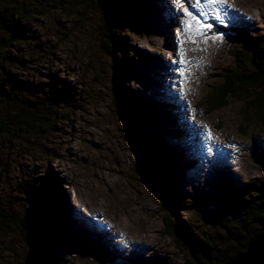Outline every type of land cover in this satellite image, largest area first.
<instances>
[{"label":"rangeland","instance_id":"374dc122","mask_svg":"<svg viewBox=\"0 0 264 264\" xmlns=\"http://www.w3.org/2000/svg\"><path fill=\"white\" fill-rule=\"evenodd\" d=\"M55 1L43 13L37 3L34 10L30 0L22 2L25 12L33 13L20 24L26 37L3 53L21 60L27 72L6 63L3 69L24 80L65 79L89 99L73 100L72 113L59 118L56 132L40 144L2 139L0 162L7 173L1 187L10 179L6 189L12 193L16 178H28L47 207L41 220L61 224L73 236L64 242L52 235L45 264H183L187 255L165 231V218L181 219L194 235L211 238L220 232L224 213L213 205L193 207L194 197L229 201L230 184L264 185V166L254 151L264 153V125L247 118L244 109L255 91L228 96L223 106L206 102L231 70L242 67L234 29L264 35V0H226L219 8L223 25L206 10L213 28L183 45L185 16L176 0H132L137 20L114 33L123 45L122 53L116 46L115 58L109 47L108 52L100 47V15L92 0ZM79 1L82 8L76 7ZM181 50L189 62L185 77L178 74ZM114 59L117 84L111 76ZM118 96L131 130L119 113ZM139 121L142 133L135 128ZM48 150L59 159L48 161ZM0 237V264H30L20 237Z\"/></svg>","mask_w":264,"mask_h":264},{"label":"trees","instance_id":"16d2710c","mask_svg":"<svg viewBox=\"0 0 264 264\" xmlns=\"http://www.w3.org/2000/svg\"><path fill=\"white\" fill-rule=\"evenodd\" d=\"M59 1L71 3L74 0ZM22 2L28 4L29 0H0V33L6 34L0 35V141H16L21 146L24 143L28 144V138L39 144L40 140L49 139L48 137L56 132L58 119H66V116L72 113L75 104L73 100L82 104L86 98L89 99L83 98V95L77 93L65 79L24 80L22 79L24 77L16 78L8 69H3V63H6L13 69L27 72V67H23L21 60H17L10 53H3L6 51L5 48H10L15 41L26 37L20 24L33 13L25 12ZM30 2L34 10L35 3L38 4V13L45 12L48 6L53 7L56 3L55 0ZM18 3H21L19 7L16 5ZM92 3L94 12L100 15L99 30L101 39L103 38L100 47L107 52L109 47L110 56L115 58L113 51L116 46L122 53L123 45L116 40L114 33L120 34L124 31L123 26L137 20V8L134 6L136 4H133L132 0H92ZM76 7L82 8L83 2L79 1ZM9 11L11 13H8ZM22 15L27 18H23ZM82 16L84 17L83 13L79 17L83 18ZM234 30L226 31H234L240 37L239 41L242 44L240 52L243 55H239L241 58L237 59V64L240 62L242 67L238 66L237 69L231 70V73L215 87L206 102L213 108L223 106L228 96L243 95L245 93L243 89L255 91L254 97L246 100L244 109L247 118L251 120V117H254L264 125V35L258 37L243 28ZM115 62L114 59L111 76L112 81L117 84L118 66ZM57 80L60 84L56 82ZM96 82L99 83L98 80ZM119 87L121 89L120 85ZM111 92L113 93L112 89ZM124 94L122 95L126 99ZM126 100L129 102L131 99ZM113 104L116 105L115 100ZM142 127L143 124L139 128L140 133ZM23 150L28 153L26 147ZM254 151L264 166V153L257 148ZM45 153L48 161L59 159L53 150ZM0 164L1 180L5 176L4 173H7V168L5 166L3 169L1 162ZM27 179L23 176L16 178L12 193L6 189L9 188L10 179L6 180L4 188L0 183V235L7 239L16 234L26 243L29 263L36 261L35 264H45L46 258L51 256L48 247H51L52 235L59 236L64 242H68L66 240L73 236L61 224L55 222L51 224L47 218L41 220L40 211L46 207L43 205L44 199L35 197V189L32 187L34 183ZM46 179L48 180L45 181L49 183L52 177L50 179L48 176ZM234 187L230 184L229 201L223 199L220 202H212L203 197H194L193 207L201 209L213 205L215 209L224 213L218 218L220 232L211 238L194 235L181 219L169 223V218H165V231L180 252L184 256L187 255L183 264H226L244 252L251 240L264 234V185L255 184L245 188L239 187L240 189ZM224 217L225 220H222ZM75 238L77 239V236ZM230 242L233 243L232 250L227 247Z\"/></svg>","mask_w":264,"mask_h":264},{"label":"snow or ice","instance_id":"6c2138e0","mask_svg":"<svg viewBox=\"0 0 264 264\" xmlns=\"http://www.w3.org/2000/svg\"><path fill=\"white\" fill-rule=\"evenodd\" d=\"M185 3L189 4L191 8L197 10L198 15L193 14L189 11L188 7H185ZM176 4L179 8L183 9L185 19L182 21L181 28L184 33H187V40H181V44L187 42H196L197 36H207L208 30L213 28V24L206 23L210 10L212 18L219 24L223 25L224 19L222 14L219 12V8L226 4V0H176ZM222 35V34H221ZM221 35H213L211 39H220ZM180 68L178 74L181 77L186 76V68L184 67L189 63L184 57L183 50L180 52Z\"/></svg>","mask_w":264,"mask_h":264},{"label":"water","instance_id":"95a60500","mask_svg":"<svg viewBox=\"0 0 264 264\" xmlns=\"http://www.w3.org/2000/svg\"><path fill=\"white\" fill-rule=\"evenodd\" d=\"M116 99L119 113L125 124L124 126H126L128 130H131L132 128L128 125L127 122V109L125 108L123 99H121V96H118ZM136 125L137 127L135 128H140V121L136 123ZM226 264H264V234L251 240L247 244L244 252L237 255L233 260L227 262Z\"/></svg>","mask_w":264,"mask_h":264}]
</instances>
